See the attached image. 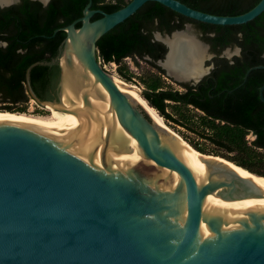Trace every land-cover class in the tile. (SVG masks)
<instances>
[{
  "label": "water",
  "instance_id": "95a60500",
  "mask_svg": "<svg viewBox=\"0 0 264 264\" xmlns=\"http://www.w3.org/2000/svg\"><path fill=\"white\" fill-rule=\"evenodd\" d=\"M148 2L217 26L264 13V0L238 16L179 0H131L92 21L98 11L90 2L62 29L58 56L27 70L31 99L52 108V121L0 116V264H264V178L189 150L98 60V41ZM184 31L156 34L167 47L157 64L177 82L196 85L217 55L195 36L208 49V73L177 79L166 67L165 40ZM240 54L229 47L220 57ZM37 65L60 67L53 100L32 88ZM257 69L264 65L244 82Z\"/></svg>",
  "mask_w": 264,
  "mask_h": 264
},
{
  "label": "trees",
  "instance_id": "16d2710c",
  "mask_svg": "<svg viewBox=\"0 0 264 264\" xmlns=\"http://www.w3.org/2000/svg\"><path fill=\"white\" fill-rule=\"evenodd\" d=\"M131 0H119L106 7L108 13L125 7ZM189 7L218 16H238L253 9L261 0H179ZM69 7V6H68ZM82 8V7H81ZM77 15H81V10ZM60 14L49 9L46 13L12 9L0 10V110L25 113L32 100L27 88V70L35 63L54 60L66 38L60 29ZM67 17L68 13H64ZM193 24L202 40L217 54L214 69L200 83L177 84L183 89L163 87L157 77L141 96L168 122L186 128L198 140L211 148L186 139V143L205 155L224 158L235 165L264 177V102L260 89L264 85V69L247 72L264 65V13L255 20L238 26L205 24L157 2H148L136 14L104 35L97 43L98 60L117 64L118 73L127 82L132 76L123 68L125 59L145 61L161 75L166 71L157 64L163 60L167 47L154 40L155 31L172 34ZM59 29L56 33L55 31ZM228 47H240L241 55L233 60L220 57ZM60 80L59 65H37L30 72V81L37 97L53 100ZM170 103L204 113L195 121L185 114L175 117L168 112ZM252 135L254 139L249 140Z\"/></svg>",
  "mask_w": 264,
  "mask_h": 264
},
{
  "label": "bare ground",
  "instance_id": "6f19581e",
  "mask_svg": "<svg viewBox=\"0 0 264 264\" xmlns=\"http://www.w3.org/2000/svg\"><path fill=\"white\" fill-rule=\"evenodd\" d=\"M3 4L9 3L10 0H1ZM170 45L171 51L166 63V67L168 70L176 76L177 79L181 81H190L192 79H197L208 73V68H206L205 62L209 58L207 47L202 44L194 35L188 33L187 31L176 33L173 38L165 40ZM112 78L124 85V82L118 80L115 76ZM129 86L133 94L143 103V105L151 112V114L155 117L158 123L172 132H174L166 123L165 119L158 113V111L151 107L149 103L141 96V92L139 88L135 85ZM48 110L52 112L50 116H42V115H33L26 113H12V112H0V116H11V117H19L26 118L44 122H50L53 119V110L52 108L47 107ZM176 133V132H174ZM177 134V133H176ZM178 135V134H177ZM181 143L185 145L189 150L197 154L198 156L204 157L202 153L192 148L186 141L178 135ZM245 172L252 174L251 172L238 168ZM254 176L264 178L262 176H258L252 174Z\"/></svg>",
  "mask_w": 264,
  "mask_h": 264
},
{
  "label": "rangeland",
  "instance_id": "374dc122",
  "mask_svg": "<svg viewBox=\"0 0 264 264\" xmlns=\"http://www.w3.org/2000/svg\"><path fill=\"white\" fill-rule=\"evenodd\" d=\"M184 30L196 36L202 43L208 45L206 42L202 40L201 34L198 32V30L193 24H187ZM101 65L111 76L113 77L115 76L118 80L124 82L126 85L137 86L141 94L143 90L147 89L150 85H153L157 77L162 78L164 88L183 91V89L177 84V81L174 78L168 76L167 74L166 75L159 74L156 69H154L151 65H149L145 61H141V60L136 61L135 59H131V58H127L124 60L122 66L126 70V72L132 76L133 79L132 82H127L124 78L120 76V74L118 73L119 66L117 64L102 63ZM207 65H211V62H208ZM170 104L171 105L168 109V112L175 117L180 116V113H182L185 114L188 118H192L195 121H198V119L204 116V113L194 109L193 107L183 108L174 105V103H170ZM25 107H26V112H25L26 114L42 115V116L52 115V112L50 110L42 106H39L34 100H31ZM0 108H2V105H0ZM2 111L5 110H0V112ZM166 123L174 132L180 135L185 141L186 139L194 140L202 144L203 146H207V148H211V146L207 145V143H205L204 141L198 140L196 136L193 133L189 132L186 128L176 125L172 122L166 121ZM248 139L252 140L254 139V137L252 135H249Z\"/></svg>",
  "mask_w": 264,
  "mask_h": 264
},
{
  "label": "flooded vegetation",
  "instance_id": "af4514ba",
  "mask_svg": "<svg viewBox=\"0 0 264 264\" xmlns=\"http://www.w3.org/2000/svg\"><path fill=\"white\" fill-rule=\"evenodd\" d=\"M90 2H92L91 10L98 11V13H96L94 15V17L92 18V21H95V20H97V19H99V18H101L103 16L102 13H108V11L106 10L107 6L118 4L119 0H10L9 3H5V4H3L1 2V0H0V10L15 8V11L16 10L21 11L22 9H26L27 8L30 12H39V13H42V14L48 12L49 9L56 10L60 14L57 17L58 18L57 19L58 23L63 25L67 18H72L73 19L71 21V23H69L67 25H63L60 28V29H63L65 27L71 25L75 21L81 19L84 16V10H85L86 6ZM80 8L82 9L81 10L82 14L81 15L80 14L77 15V10L80 9ZM65 12L68 13L67 17L64 16ZM81 25H82V23L79 22L77 24V27H80ZM157 33H161L163 36L166 35L164 32L155 31L154 34H153V37H154V40H156V41H158L157 38H156V34ZM230 48H235V47H230ZM210 50H211V46H210ZM222 52H221V54H222ZM214 54H216V53H214ZM221 54H220V56H221ZM234 57H236V56H234ZM234 57L232 59H229V60H233ZM222 58H226V57H222Z\"/></svg>",
  "mask_w": 264,
  "mask_h": 264
},
{
  "label": "built area",
  "instance_id": "2783aa9c",
  "mask_svg": "<svg viewBox=\"0 0 264 264\" xmlns=\"http://www.w3.org/2000/svg\"><path fill=\"white\" fill-rule=\"evenodd\" d=\"M99 62L100 64L104 63L101 59H99ZM105 64V63H104ZM112 64H115V63H112Z\"/></svg>",
  "mask_w": 264,
  "mask_h": 264
}]
</instances>
